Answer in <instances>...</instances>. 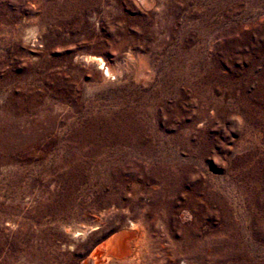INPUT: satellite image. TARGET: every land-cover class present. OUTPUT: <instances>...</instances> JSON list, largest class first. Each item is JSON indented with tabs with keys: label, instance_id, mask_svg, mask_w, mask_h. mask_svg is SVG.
I'll return each mask as SVG.
<instances>
[{
	"label": "rangeland",
	"instance_id": "rangeland-1",
	"mask_svg": "<svg viewBox=\"0 0 264 264\" xmlns=\"http://www.w3.org/2000/svg\"><path fill=\"white\" fill-rule=\"evenodd\" d=\"M97 257L264 264V0H0V264Z\"/></svg>",
	"mask_w": 264,
	"mask_h": 264
},
{
	"label": "bare ground",
	"instance_id": "bare-ground-1",
	"mask_svg": "<svg viewBox=\"0 0 264 264\" xmlns=\"http://www.w3.org/2000/svg\"><path fill=\"white\" fill-rule=\"evenodd\" d=\"M87 61L88 62H93V63H95V64H97L98 66H104V68H103V70L104 71H106V74H107V77L109 76H112L111 75V71H110V69L106 66V64L104 63V60L102 59V58H100V57H91V58H88L87 59ZM107 67V68H106ZM103 76H104V73H103ZM104 78H105V76H104ZM137 235V234H136ZM132 236V235H131ZM130 236V237H131ZM137 239V238H136ZM139 241V240H138ZM111 243V242H110ZM125 243V242H124ZM141 243V242H140ZM112 245H114V244H112ZM122 246V245H121ZM139 246H140V244H139ZM112 247V246H111ZM142 247V246H141ZM134 249V248H133ZM99 250V249H98ZM113 250V249H112ZM111 250V251H112ZM124 250V249H123ZM135 251L136 250H138L137 249V246L135 247V249H134ZM134 250H132V251H134ZM122 251V250H121ZM141 251V250H140ZM95 252V251H94ZM101 252V251H100ZM126 252V251H125ZM130 252V251H129ZM139 252V251H138ZM95 255V254H94ZM101 255V254H100ZM135 255V254H134ZM137 255V254H136ZM139 255V254H138ZM95 256H97V255H95ZM127 258V257H126ZM93 259V258H92ZM100 259L97 257V259H96V264H100V263H102V261H99Z\"/></svg>",
	"mask_w": 264,
	"mask_h": 264
}]
</instances>
